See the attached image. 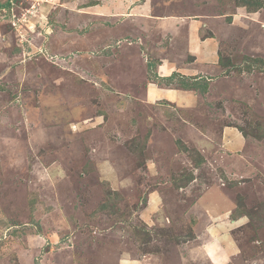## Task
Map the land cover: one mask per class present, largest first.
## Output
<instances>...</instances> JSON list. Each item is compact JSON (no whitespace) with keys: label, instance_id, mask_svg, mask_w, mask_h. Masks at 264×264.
<instances>
[{"label":"rangeland","instance_id":"obj_1","mask_svg":"<svg viewBox=\"0 0 264 264\" xmlns=\"http://www.w3.org/2000/svg\"><path fill=\"white\" fill-rule=\"evenodd\" d=\"M0 264H264V0H0Z\"/></svg>","mask_w":264,"mask_h":264},{"label":"crops","instance_id":"obj_2","mask_svg":"<svg viewBox=\"0 0 264 264\" xmlns=\"http://www.w3.org/2000/svg\"><path fill=\"white\" fill-rule=\"evenodd\" d=\"M193 26L194 23L192 22H189V24L187 22V26H184L183 29H181L180 26H176L179 28V32L177 33L179 34L181 32V38L183 37L182 43L179 46V49H181L179 54H176L173 58H169L168 55H165V60L159 58L160 62L155 64V69L153 65V70L150 68L152 66L150 63L147 65V68H150L153 75L155 72V79L157 78V74L170 75L175 71L177 73L180 72L178 73L180 78L184 77L185 80L190 78L192 79L191 81H197L200 78H205L208 84L213 81L208 77H214V74L222 67L221 56H219L218 52L219 44L214 38L202 40V28L197 31L194 30ZM173 37H175V35H173ZM188 55L193 59L190 60ZM204 74H210L211 76H206ZM152 81V83H148L144 86V97L147 99L144 104H146V102L147 104L153 103L155 100H167L161 101L165 102V104H163L164 107L162 105L163 108H167L170 106L169 104L173 105L172 107L176 106L185 109H191L198 105L197 100L199 96L194 95V93L191 94V90H183L181 86L177 88H167V86L156 84L157 82L153 78ZM210 86L211 85H208V88H210Z\"/></svg>","mask_w":264,"mask_h":264},{"label":"trees","instance_id":"obj_3","mask_svg":"<svg viewBox=\"0 0 264 264\" xmlns=\"http://www.w3.org/2000/svg\"><path fill=\"white\" fill-rule=\"evenodd\" d=\"M194 82H196V81H194ZM200 82L201 83L203 82V83L201 84ZM200 82L192 83L193 85H191L190 87L197 90L198 87L203 89L208 84V81L205 78H200ZM183 149H185V147H183Z\"/></svg>","mask_w":264,"mask_h":264}]
</instances>
